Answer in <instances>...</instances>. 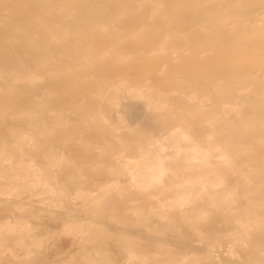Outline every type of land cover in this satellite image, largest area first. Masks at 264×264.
<instances>
[{"label": "bare ground", "instance_id": "6f19581e", "mask_svg": "<svg viewBox=\"0 0 264 264\" xmlns=\"http://www.w3.org/2000/svg\"><path fill=\"white\" fill-rule=\"evenodd\" d=\"M129 55L144 74L119 69ZM0 93L2 201L77 215L78 241L115 236L106 263L264 264V0H0ZM71 136L111 158L97 190L81 161L58 177ZM110 195L125 212L79 211ZM0 217L20 248L48 224Z\"/></svg>", "mask_w": 264, "mask_h": 264}, {"label": "rangeland", "instance_id": "374dc122", "mask_svg": "<svg viewBox=\"0 0 264 264\" xmlns=\"http://www.w3.org/2000/svg\"><path fill=\"white\" fill-rule=\"evenodd\" d=\"M123 62L124 63L119 64L117 66L120 67L119 69L124 70L125 73H127L128 75L130 73L134 76H140L144 74L143 61L139 62L142 68L140 71L137 72H134V69L130 67V63L136 62L134 59H131L130 55L126 56L123 59ZM109 69L110 67H106L103 69H98L96 70V72L99 74L101 71H106ZM95 81L96 79L93 80V82ZM10 96H13V93H11ZM8 108L9 104L6 101V97L2 93H0L1 123L3 115L5 114ZM25 114H29V112L26 111ZM185 120L186 119L182 120V122H184ZM176 121L177 120H174V122ZM0 126V137L4 139H12L10 134H7L5 128H2V124H0ZM75 126L76 130L87 132L90 129L89 127H91L92 125L88 126L86 124H83V122H79L78 125ZM60 131L61 129H54L52 132L49 133L46 140H55L57 136H63ZM66 140V145L72 147L75 156L71 159L64 158L58 161L57 166L59 179L64 181L67 173L70 171V166L72 162L81 161V171L84 174L85 180L78 184L84 189H86V192L90 189L93 190L94 188L95 190H97L100 182L104 181V179H107L108 177H111V174L108 173L111 168V158L105 157L104 159V157L102 156H94L92 154H89V149L86 144L81 142L76 137L71 136ZM43 145H40L37 150ZM30 153L38 160V154L36 155V153L32 152L31 150ZM219 168L225 171V173H227V169L226 167H224V165H220ZM0 193V195L3 194V192ZM25 194L27 195L20 196L21 199L27 200V196L33 195L34 192L31 193V191H26ZM114 197L115 195H110L109 199H105L104 201L97 203L96 207H91V204L89 203H82L81 205L79 204V211L83 214H89L93 216L95 215V217L105 222L109 220V214L114 213L117 215L119 213L125 212V201H113ZM64 207L68 208L70 206L67 204L64 205ZM4 211H13L18 215H28L32 224H38V222H48V224H50H41L40 229L44 231V234H41L40 236H38L37 234L33 237H26L25 244L20 248L18 242H15V239L12 237V235L10 233L5 232L7 224H4V219L0 217V227H2L3 229L1 235L4 238L0 241V248H2L3 251L0 252V264H6L7 260L12 262V264H25L22 262L23 260H25L26 262H30L27 264H115L113 262L106 263L105 261L107 259H110L111 261L118 260L123 254L122 249L120 248L118 243H116L112 239V237L115 236H111L110 239L104 242L98 240H75L72 232H67L65 230V227L67 225L65 223L71 222V220L76 219L77 215H70L68 216V218L63 215H57L56 217L55 214H58L56 211H53V213L49 212L44 206L38 209V205L31 207V205L28 203L19 204L15 201L6 202L2 201V199L0 198V214H3ZM4 243L7 245V247L11 248L10 251L6 252L4 250ZM78 245L90 247L91 250H87L85 252H82L81 250L74 251V247ZM97 247H99V250L95 251ZM102 247H106L108 251L106 250V253H103L100 250ZM170 247L172 250L170 251V253H176L183 249V245L176 240L170 241ZM45 256L50 258L46 262H44Z\"/></svg>", "mask_w": 264, "mask_h": 264}]
</instances>
